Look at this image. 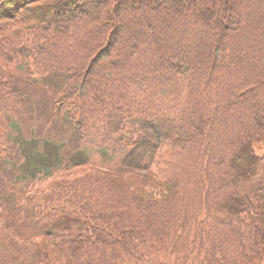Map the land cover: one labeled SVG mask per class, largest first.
Instances as JSON below:
<instances>
[{"label":"trees","instance_id":"1","mask_svg":"<svg viewBox=\"0 0 264 264\" xmlns=\"http://www.w3.org/2000/svg\"><path fill=\"white\" fill-rule=\"evenodd\" d=\"M0 264H264V0H0Z\"/></svg>","mask_w":264,"mask_h":264},{"label":"rangeland","instance_id":"2","mask_svg":"<svg viewBox=\"0 0 264 264\" xmlns=\"http://www.w3.org/2000/svg\"><path fill=\"white\" fill-rule=\"evenodd\" d=\"M257 151H258V153H260V148Z\"/></svg>","mask_w":264,"mask_h":264}]
</instances>
